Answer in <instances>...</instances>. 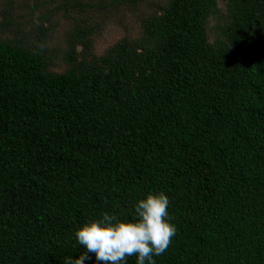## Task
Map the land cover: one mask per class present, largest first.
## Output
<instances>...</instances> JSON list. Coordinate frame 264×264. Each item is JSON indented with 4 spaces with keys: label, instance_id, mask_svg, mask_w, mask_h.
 <instances>
[{
    "label": "trees",
    "instance_id": "16d2710c",
    "mask_svg": "<svg viewBox=\"0 0 264 264\" xmlns=\"http://www.w3.org/2000/svg\"><path fill=\"white\" fill-rule=\"evenodd\" d=\"M220 1L164 0L102 55L76 26L63 71L0 38V264H65L150 191L176 227L156 264H264V0Z\"/></svg>",
    "mask_w": 264,
    "mask_h": 264
},
{
    "label": "rangeland",
    "instance_id": "374dc122",
    "mask_svg": "<svg viewBox=\"0 0 264 264\" xmlns=\"http://www.w3.org/2000/svg\"><path fill=\"white\" fill-rule=\"evenodd\" d=\"M78 1L99 4L80 8L73 0H0V38H19L30 44L44 39L47 47L55 52L50 69L63 71L67 67L63 54L74 27L89 29L90 51L102 55L119 39L137 36L142 17L156 11L164 0L106 6L101 5L108 4L109 0ZM219 4L223 6V2ZM217 22L214 18L209 20L210 39L218 31ZM76 50L81 52L82 44H78Z\"/></svg>",
    "mask_w": 264,
    "mask_h": 264
},
{
    "label": "clouds",
    "instance_id": "9594fccd",
    "mask_svg": "<svg viewBox=\"0 0 264 264\" xmlns=\"http://www.w3.org/2000/svg\"><path fill=\"white\" fill-rule=\"evenodd\" d=\"M168 206L163 191H150L135 202L130 219L104 212L84 221L74 235L87 252L66 257L65 264H84L88 253H94L100 264H125L130 256L136 257V264H156L154 257L167 251L176 234Z\"/></svg>",
    "mask_w": 264,
    "mask_h": 264
}]
</instances>
